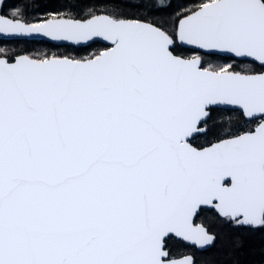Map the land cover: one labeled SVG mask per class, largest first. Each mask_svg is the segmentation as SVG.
I'll use <instances>...</instances> for the list:
<instances>
[{
  "label": "snow or ice",
  "instance_id": "obj_1",
  "mask_svg": "<svg viewBox=\"0 0 264 264\" xmlns=\"http://www.w3.org/2000/svg\"><path fill=\"white\" fill-rule=\"evenodd\" d=\"M0 264H264V0H0Z\"/></svg>",
  "mask_w": 264,
  "mask_h": 264
},
{
  "label": "trees",
  "instance_id": "obj_2",
  "mask_svg": "<svg viewBox=\"0 0 264 264\" xmlns=\"http://www.w3.org/2000/svg\"><path fill=\"white\" fill-rule=\"evenodd\" d=\"M10 2H11V0H6V3H10ZM45 2L54 3V2H56V0H45ZM10 46L16 47L20 50H26L29 52H33L34 48L40 49V50H36V51H43V50L58 51V52L66 51V49H63V48H61V49L50 48L49 42H45V41H30V42L21 41L19 44L12 43ZM258 239H259V236H257V240Z\"/></svg>",
  "mask_w": 264,
  "mask_h": 264
},
{
  "label": "rangeland",
  "instance_id": "obj_3",
  "mask_svg": "<svg viewBox=\"0 0 264 264\" xmlns=\"http://www.w3.org/2000/svg\"><path fill=\"white\" fill-rule=\"evenodd\" d=\"M36 50H40V49H39V48H34V49H33V52L36 51Z\"/></svg>",
  "mask_w": 264,
  "mask_h": 264
},
{
  "label": "water",
  "instance_id": "obj_4",
  "mask_svg": "<svg viewBox=\"0 0 264 264\" xmlns=\"http://www.w3.org/2000/svg\"><path fill=\"white\" fill-rule=\"evenodd\" d=\"M33 41H37V40H33Z\"/></svg>",
  "mask_w": 264,
  "mask_h": 264
}]
</instances>
